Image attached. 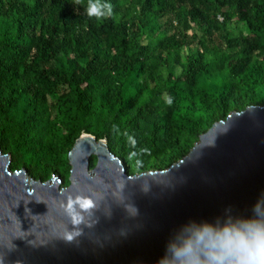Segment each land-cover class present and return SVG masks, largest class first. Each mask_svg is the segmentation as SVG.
Segmentation results:
<instances>
[{
    "label": "trees",
    "instance_id": "1",
    "mask_svg": "<svg viewBox=\"0 0 264 264\" xmlns=\"http://www.w3.org/2000/svg\"><path fill=\"white\" fill-rule=\"evenodd\" d=\"M0 0V148L69 183L82 134L130 173L169 167L230 112L264 105V0ZM221 18V20H220Z\"/></svg>",
    "mask_w": 264,
    "mask_h": 264
},
{
    "label": "water",
    "instance_id": "2",
    "mask_svg": "<svg viewBox=\"0 0 264 264\" xmlns=\"http://www.w3.org/2000/svg\"><path fill=\"white\" fill-rule=\"evenodd\" d=\"M9 156L0 148V264H158L186 226L247 215L264 193V105L230 112L160 170L130 173L89 134L68 154L66 186ZM78 195L95 207L74 224L65 207Z\"/></svg>",
    "mask_w": 264,
    "mask_h": 264
},
{
    "label": "clouds",
    "instance_id": "3",
    "mask_svg": "<svg viewBox=\"0 0 264 264\" xmlns=\"http://www.w3.org/2000/svg\"><path fill=\"white\" fill-rule=\"evenodd\" d=\"M84 10L98 25L114 15L108 0H87ZM94 207L89 196H69L65 212L78 224L83 220L81 213H91ZM184 233L166 245L158 264H264V193L252 204L249 214L226 218L222 223L188 225ZM74 235L78 233L67 234L66 239L71 241Z\"/></svg>",
    "mask_w": 264,
    "mask_h": 264
},
{
    "label": "rangeland",
    "instance_id": "4",
    "mask_svg": "<svg viewBox=\"0 0 264 264\" xmlns=\"http://www.w3.org/2000/svg\"><path fill=\"white\" fill-rule=\"evenodd\" d=\"M11 159H12V157L11 156H9ZM59 175H53L51 178H49L48 180H46V181H52L53 179H59ZM60 179H61V177H60ZM61 182H62V184H63V186H64V183H63V180L61 179Z\"/></svg>",
    "mask_w": 264,
    "mask_h": 264
},
{
    "label": "built area",
    "instance_id": "5",
    "mask_svg": "<svg viewBox=\"0 0 264 264\" xmlns=\"http://www.w3.org/2000/svg\"><path fill=\"white\" fill-rule=\"evenodd\" d=\"M220 20H221V18H220Z\"/></svg>",
    "mask_w": 264,
    "mask_h": 264
}]
</instances>
